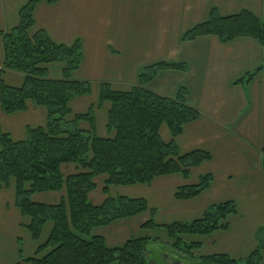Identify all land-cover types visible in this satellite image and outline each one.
Listing matches in <instances>:
<instances>
[{
  "label": "crops",
  "instance_id": "obj_1",
  "mask_svg": "<svg viewBox=\"0 0 264 264\" xmlns=\"http://www.w3.org/2000/svg\"><path fill=\"white\" fill-rule=\"evenodd\" d=\"M28 1L0 0V34L18 25L19 11ZM212 12L219 18L247 12L264 24V0H56L53 4L43 0L34 8L30 34L42 31L51 43L67 48L79 43L80 65L69 80L88 84L90 93L69 102L66 119L69 122L91 109L93 136L101 139H112L115 134L106 127L110 104H99L101 86L129 92L138 86L140 71L149 66L184 67L161 71L145 89L169 100H176L179 91H184L185 105L198 113V119L183 127L174 144L180 155L199 151L207 153L209 160L191 169L187 178L174 174L155 178L149 185L111 186L106 192V177L98 176L88 201L99 206L107 198L142 199L148 211H153L157 226L190 223L208 207L232 202L236 213L228 217L226 230L186 236L184 241L199 243L193 253L200 257L225 255L243 260L257 250L260 264H264V46L246 37L227 43L211 35L183 41L188 31L207 23ZM2 61L0 36V71ZM44 68L46 79L62 80L63 64ZM251 74L255 75L250 81L240 82ZM1 78L13 88L24 82V75L14 71H3ZM46 121V109L30 101L23 112L5 115L0 109V132L16 142L26 139L28 129L44 128ZM78 127L91 132L86 121ZM160 137L164 143L170 142L164 125ZM79 172L73 164L60 166L63 178ZM205 175L211 177L208 189L190 200L174 198L178 188L194 186ZM31 200L58 205L66 200V191L36 193ZM148 219L149 214L144 213L119 220L94 229L92 236L103 238L108 248H118L130 239L150 236L155 229H142ZM28 224L15 206L11 181L0 190V264L32 258L45 243L52 224L46 223L37 241L31 239Z\"/></svg>",
  "mask_w": 264,
  "mask_h": 264
},
{
  "label": "trees",
  "instance_id": "obj_2",
  "mask_svg": "<svg viewBox=\"0 0 264 264\" xmlns=\"http://www.w3.org/2000/svg\"><path fill=\"white\" fill-rule=\"evenodd\" d=\"M40 1L43 0H29L19 11L18 25L11 32L0 34L3 49L0 109L5 115L23 112L30 101L47 112L45 127L28 129L24 141H13L0 132V190L14 182L15 206L29 220L26 229L33 241L39 239L46 223L52 224L49 236L37 247L35 256L17 264H148L147 246L154 240L149 236L130 239L118 248H108L103 238L92 236L96 228L144 213L149 214V219L142 229L146 232L157 229L154 213L148 211L146 202L117 197L94 206L88 195L95 189L94 179L101 175L106 177L103 189L106 192L111 186L149 185L155 178L174 174L187 178L191 169L209 160L207 153L199 151L180 155L174 144L183 127L198 119V113L185 105L184 91H179L176 100H169L145 89L161 71L185 68L164 63L149 66L140 71L138 86L129 92H113L108 86H101L99 104H110L106 127L115 134L112 139L97 138L93 136L91 109L84 115H75L69 122L66 119L70 114L69 102L90 93L88 84L69 80L70 73L80 65L79 43L67 48L51 43L42 31L30 34L33 11ZM45 1L53 4L56 0ZM209 35L221 43L246 37L264 46V24L247 12L227 18H219L212 12L210 20L188 31L183 41ZM53 63L64 65L60 81L46 79L44 67ZM5 70L22 73V86L5 85L1 78ZM254 75H247L240 82H248ZM82 121L89 123L91 132L79 129L78 123ZM163 125L170 135L167 144L160 137ZM262 155L264 170V149ZM64 164H73L80 172L63 178L60 166ZM210 183L209 175L202 176L196 185L178 188L174 198L193 199L208 189ZM62 189L66 191V200L58 205L36 204L31 200L36 193ZM235 213L234 203L225 202L208 207L198 220L161 227L173 242L172 248L179 251L184 245L191 255L199 243H187L184 237L226 230L228 217ZM260 262L256 250L243 260L225 255L201 256L199 264Z\"/></svg>",
  "mask_w": 264,
  "mask_h": 264
},
{
  "label": "rangeland",
  "instance_id": "obj_3",
  "mask_svg": "<svg viewBox=\"0 0 264 264\" xmlns=\"http://www.w3.org/2000/svg\"><path fill=\"white\" fill-rule=\"evenodd\" d=\"M163 223V222H162ZM166 221L163 223L165 224ZM170 223H166L169 225ZM23 234H19L20 239L24 242ZM154 239L150 241L147 246V263L148 264H199V253H193L191 255L187 253L186 246L181 245L180 250L177 251L172 248L173 242L166 237L163 227L159 226L149 236ZM27 249V247H26Z\"/></svg>",
  "mask_w": 264,
  "mask_h": 264
}]
</instances>
